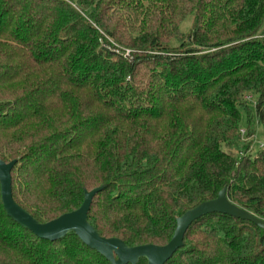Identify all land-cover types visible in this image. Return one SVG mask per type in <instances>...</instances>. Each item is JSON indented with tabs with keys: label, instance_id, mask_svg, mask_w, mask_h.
<instances>
[{
	"label": "trees",
	"instance_id": "16d2710c",
	"mask_svg": "<svg viewBox=\"0 0 264 264\" xmlns=\"http://www.w3.org/2000/svg\"><path fill=\"white\" fill-rule=\"evenodd\" d=\"M252 93L264 129V0H0V159L16 160L13 198L41 222L99 186L88 220L129 246L167 244L224 188L264 219ZM0 264L111 263L74 232L22 228L0 188ZM165 264H264V228L207 214Z\"/></svg>",
	"mask_w": 264,
	"mask_h": 264
},
{
	"label": "water",
	"instance_id": "95a60500",
	"mask_svg": "<svg viewBox=\"0 0 264 264\" xmlns=\"http://www.w3.org/2000/svg\"><path fill=\"white\" fill-rule=\"evenodd\" d=\"M15 164L16 160L5 162L0 159L1 199L8 216L25 230L50 242L61 240L74 232L85 245L103 255L111 264H137L141 258L146 259L147 264H165L183 246L185 233L191 224L200 217L214 212L248 220L264 228V219L230 201L224 188L216 198L202 202L178 217L175 232L167 244L129 246L119 238L102 236L88 220L93 198L104 186L90 191L85 190L84 200L78 209L56 219L41 222L18 205L13 198L11 173Z\"/></svg>",
	"mask_w": 264,
	"mask_h": 264
},
{
	"label": "rangeland",
	"instance_id": "374dc122",
	"mask_svg": "<svg viewBox=\"0 0 264 264\" xmlns=\"http://www.w3.org/2000/svg\"><path fill=\"white\" fill-rule=\"evenodd\" d=\"M192 24V20H186L183 22L181 28L187 29L188 26ZM250 98L247 97V100L249 101L248 106L250 108V117H251V127L254 131V135L252 137V144L250 147H252L251 154H254L258 151L259 146L264 143V129L262 126L258 125L255 118H254V104L256 102V95L254 93L249 94ZM247 110L243 112L242 116V122H241V129L247 130L248 126L250 125L248 123V113ZM249 152V151H248Z\"/></svg>",
	"mask_w": 264,
	"mask_h": 264
},
{
	"label": "built area",
	"instance_id": "2783aa9c",
	"mask_svg": "<svg viewBox=\"0 0 264 264\" xmlns=\"http://www.w3.org/2000/svg\"><path fill=\"white\" fill-rule=\"evenodd\" d=\"M248 97L250 98V96H248ZM240 134H241L243 140L248 139V138H246L247 130L240 129ZM263 146H264V143L261 144V145L259 146V148H261V147H263ZM252 150H253L252 147H249V149H248L249 152L247 151V153H251Z\"/></svg>",
	"mask_w": 264,
	"mask_h": 264
}]
</instances>
